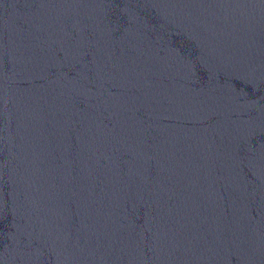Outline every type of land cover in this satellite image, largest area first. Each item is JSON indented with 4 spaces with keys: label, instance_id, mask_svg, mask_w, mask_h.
<instances>
[{
    "label": "water",
    "instance_id": "95a60500",
    "mask_svg": "<svg viewBox=\"0 0 264 264\" xmlns=\"http://www.w3.org/2000/svg\"><path fill=\"white\" fill-rule=\"evenodd\" d=\"M0 264H264V0H0Z\"/></svg>",
    "mask_w": 264,
    "mask_h": 264
}]
</instances>
